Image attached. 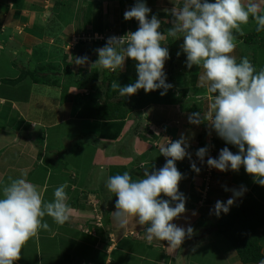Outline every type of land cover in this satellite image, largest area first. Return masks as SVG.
Masks as SVG:
<instances>
[{
  "label": "rangeland",
  "instance_id": "1",
  "mask_svg": "<svg viewBox=\"0 0 264 264\" xmlns=\"http://www.w3.org/2000/svg\"><path fill=\"white\" fill-rule=\"evenodd\" d=\"M136 2L137 0H50V4H48V7L43 13V15L47 16V20L50 15V21L48 20L50 23L45 26L49 27L41 28L46 35L48 32L50 36L49 40H43V43H41L40 40L22 42L17 52H14L15 50L13 48L9 53L5 52L0 58V79L1 77L8 79L18 78L23 67L30 70L34 67L36 68L38 65L42 67L48 65V62L42 65L40 64V55L49 54L50 59H54L55 65L61 70L62 76L56 74L52 75L54 79L59 80L60 87L50 86V94H47L49 87L43 84V82L37 83L39 87L37 84H34L36 88H32V90L29 91L31 76L24 79V81L10 83V85L0 84V97L3 96L9 101H16L11 102L13 108L8 102L2 107L5 109L4 113H2L4 117L12 112L10 109L14 111L11 113V116H13L16 111L20 112L21 109H28L27 113L23 116V120L20 122H14L12 124L11 121H8V132L13 133V137L16 134L18 138L12 145H6L7 147H4V150L0 154L2 155L1 158L4 160L16 161L17 164L18 161L21 160L26 166L27 163H29V159L33 160L34 158L39 161V159L42 160V156H44V160L49 161L50 164H56V161H59L61 163L58 167L60 171L62 169L64 170L65 167L70 169V175L68 176L70 183H68L69 185L66 188L68 197L66 203L70 208L81 210L82 213H84L76 218H81V220L85 221L84 224L83 221L80 222L83 224H81L82 228L85 227L86 231H91L92 233H94V228L98 229L96 226L97 224L100 225L102 221L99 220L102 219L101 215L103 211L105 212L104 216L106 222L111 221L110 224L114 227V221L110 219L111 212L107 210V205H109V203L112 204L113 210L117 198L106 188L108 178L116 174H123L127 171L132 174L135 180L137 179V175L143 174L141 167L137 171L134 169L139 160V158H135L133 153L134 149L132 148L136 145L135 143L137 141L135 138L137 137L129 128L128 131L124 132V136L117 143H106L103 140L104 143L102 142L101 145L96 147L98 138L95 135L96 129L93 126L94 122L90 121V123H87L81 120L79 124L83 123L79 128L82 130L80 135L82 141L79 140L77 142L80 145H82V142H85L83 144L86 145L85 147L81 146L77 149V142H74L72 139L70 142L69 138L70 130H75L76 128L72 125L73 121L65 120L70 115H74V110L75 112L77 111V105L84 96L83 92L84 94L88 93L93 83L102 82L107 73L113 72L112 70L102 69L96 66L92 67V64L98 59V54L95 50L105 46L107 39L112 36L120 37L126 35L128 32L137 30V28H134L129 31L128 23L132 24V22L131 20L124 19L125 11L133 7ZM143 2L151 9V12L148 14V19H151L152 15H156L161 21V28L159 30L165 33V39L161 41L162 46L165 45L169 51L170 44L172 45L169 58L165 62L164 72L166 73L171 68H174L172 74L174 76L175 87L188 85L190 88L187 103L185 102L182 107H166L168 111H171L169 114L171 122L169 121L168 125H179L178 130L180 128L181 136H184L189 145L188 148H190V150L188 149L187 151L195 155L198 150L192 149L190 143L192 142L193 145L195 144V146H197L196 136L201 131L203 135H200V138L204 142L202 143L200 142L201 140H198V147H207L208 153L204 157L203 162L196 156L200 167L202 166L200 168L198 180H193L192 184L186 186L189 200H192L191 203L194 206L193 208L198 211L199 217L190 225L193 229L191 236L187 237L180 247L175 248L173 258L169 259V257L166 256L168 251L165 250L162 245L157 247L150 246L148 245L149 243H146L145 232L141 231L142 229L139 228L140 226L137 225L134 218L135 226L132 231L123 232L124 236L121 238L122 242L120 243L118 251L114 253L111 264H161V262H165V264H260L243 263L240 261L235 249L229 242H227L223 236L216 234L217 222L228 217L246 197L247 193L252 190L255 182L254 178L245 172L243 166H241L238 172L232 170L222 172L215 168L208 172L207 168L209 169V167H207V159L209 156L218 158L219 151L224 147H228L233 153H237L239 151L238 148L234 145L227 144L221 139L209 126L207 121H203L198 125L194 124V126L184 131V125L189 122L188 117L191 113L199 112L201 115H204L209 111L213 94L207 93L204 87L198 85V79L202 69L195 65H193L191 69L187 68L186 54L181 47L183 44L182 34L178 33L176 37L167 36V30L172 27V20L174 19L171 10L174 7L177 9L182 7L183 0H157L156 2L153 0H143ZM209 2H215V0H209ZM245 2H247V0H245ZM254 2L261 5V11L262 14H264V0H254ZM40 25H42V23ZM40 25H37L36 28L41 31ZM254 25V20L250 18L249 23L241 27L242 30H248ZM6 27L7 26L3 25L0 29V33L9 26ZM18 30L19 32L17 33H23L24 26L21 25V28L19 27ZM35 32L38 33V31ZM35 35L40 37L39 34ZM23 36L24 34H22V39L24 38ZM0 40H2V45L4 47L13 45L16 41H20L17 36L15 40L8 36L0 38ZM81 42L83 44H80ZM30 43L33 45H29ZM236 44L237 47L232 55L236 57L237 62H239L242 57H247L251 63L257 66V70L264 68V38L257 42L259 45L257 56L253 51L254 45V47L246 46L244 43L240 42H236ZM71 51L72 54H70ZM177 53H180L179 58ZM65 54L69 55V59L67 58L66 61ZM85 56L88 57V62L84 65H76L74 63L75 58ZM71 60L73 62L71 66L69 67L68 65L66 67V62ZM135 65L136 62L128 58L125 61L122 71H125L127 68L135 70ZM196 70L198 71L197 73ZM193 71H195L194 73L196 75L192 74ZM46 72L45 69L43 70V68H40L36 71L35 77H41L42 74ZM50 76L51 75H48L47 77L50 78ZM61 92H63V95H61ZM52 94L54 96L51 97ZM73 107H75V109H73ZM164 108L165 107L162 106L161 110ZM181 110L184 116L181 119H177V117L180 116L179 114L182 113ZM31 115H33L32 118L35 117L36 119H30ZM133 115L132 117L135 119L137 115ZM64 117L66 118L64 119ZM133 118L127 122V127L136 129L138 123H136V119L134 120ZM11 120L13 119L11 118ZM1 124L2 122H0V126ZM155 126L157 125L155 124ZM138 130H141V127ZM160 131H164L166 134L165 127L161 126ZM187 133L189 139L187 138ZM12 136H5L1 143H11L13 139ZM84 139L86 141H84ZM171 141L173 140L171 139ZM73 144H75L74 149ZM153 152L151 158L155 161L159 160V162L155 166H151V168L147 166L150 172L160 169L166 163V158L160 155L158 149H154ZM109 155L111 156L109 157ZM192 157L194 156L191 155V160H189L186 156L182 161L176 162V167L183 176L180 182L192 176L191 172H189L190 167H186L184 163L188 162L191 164L193 162ZM92 160H96L93 165ZM98 160L100 162H112V164H110V167H95L94 165L99 164L96 163ZM26 166H24L23 169H26ZM132 170L134 171L133 173ZM75 171H77V173H84V175L78 174V177L75 176L73 178V173ZM58 173L57 171L56 176H53L51 179L50 191L47 192L44 202H51L54 198L52 194L56 188H52V185L53 183H55L56 186L60 185L58 184L60 181ZM77 173H75V175ZM39 176H42L41 172H39ZM80 184L82 185L80 191L74 189V186L77 188ZM180 185L179 183V192L184 194V187ZM225 187L229 190L225 191ZM242 187L246 189V191H244L241 197L235 198V203L231 206L229 212L227 214L221 213L220 216L217 217L214 212L215 202L217 200L226 202L229 198L233 197V189L240 190ZM161 198L168 199L163 195ZM186 206L191 205L185 202V207ZM99 217L100 219H98ZM185 217L183 218L184 220H186ZM76 218L75 216H70L69 221L65 222L63 225L55 223L53 219L48 216H45L43 220L47 222L48 225L50 221V229L56 227L60 230V235L57 236L60 243L66 240L65 235L68 236L69 233L75 237L78 236L79 241L76 243L68 241L65 242V245L68 250L72 249V253L76 255L77 252L80 251L81 254L79 258L81 263L86 253L88 255L92 254L93 256V252L91 251L93 248L91 245L93 239L79 232L72 233L69 231V233L64 234V232L68 231V228H70L69 224H76ZM38 233L39 236L37 234L35 237L30 238L25 244L26 248L24 251L28 253L29 262L31 261V264L36 263L37 252L35 249L40 247L45 248V253L42 251V256L46 264H49L50 260L56 261V263L59 262L61 257L58 254L54 253L53 256H48L46 249L47 230L40 229ZM87 234L89 233L87 232ZM110 240L111 238L105 239L103 243L108 245ZM130 251H132L133 254ZM38 253L40 254L39 250ZM149 253H151L152 256L150 257L151 261L143 260L142 257L147 258V254ZM22 260L25 262V258ZM63 263L67 264V262Z\"/></svg>",
  "mask_w": 264,
  "mask_h": 264
},
{
  "label": "clouds",
  "instance_id": "2",
  "mask_svg": "<svg viewBox=\"0 0 264 264\" xmlns=\"http://www.w3.org/2000/svg\"><path fill=\"white\" fill-rule=\"evenodd\" d=\"M151 9L143 0L124 13L125 20L138 21L137 30L124 36H112L105 46L96 49L98 59L92 64L98 68L115 71L122 69L126 59L136 62L137 80L121 87L111 83L113 90L119 89L121 98L130 97L143 89L146 93L164 89L165 95L172 87L166 83L164 66L169 58L167 47L162 46L165 39L161 21L156 15L148 19ZM174 17L167 36L182 34V50L186 54V66L193 65L202 69L198 85L213 94L209 111L204 115L191 113L190 124L207 121L209 126L227 144L238 148L233 153L228 147L219 151L218 158L209 156L207 166L225 172H238L243 166L245 172L254 178V182L264 186V68L257 71L247 57L239 62L232 53L237 47L234 30L243 35L242 25L250 18L256 24V31H264V14L261 5L254 0H183L182 7L171 10ZM180 53H177L179 56ZM88 57L75 58L76 65H84ZM189 147L182 135L160 147V155L166 158L163 167L150 172L141 162L143 174L133 179L125 171L110 176L106 182L108 191L115 195L114 222L119 227L127 225L129 218L143 227L148 242L154 239L167 242L170 248L180 247L193 229L177 226L173 221L186 211L185 197L179 192V183L183 179L176 162L186 156L191 160ZM208 153L202 147L196 156L204 161ZM193 171L200 169L191 163ZM62 184L54 190L53 200L44 202L37 187L25 177L11 179L2 189L0 198V264H15L21 258V250L27 241L35 237L40 229L47 230L45 216L51 217L57 224L63 225L70 219V208ZM225 187V191H228ZM246 191L233 189V197L226 202L217 200L214 212L217 217L227 214ZM168 199H163L161 196ZM174 204V206H173ZM264 264V260L260 261Z\"/></svg>",
  "mask_w": 264,
  "mask_h": 264
},
{
  "label": "crops",
  "instance_id": "3",
  "mask_svg": "<svg viewBox=\"0 0 264 264\" xmlns=\"http://www.w3.org/2000/svg\"><path fill=\"white\" fill-rule=\"evenodd\" d=\"M48 4H50V0H0V29L2 28L3 25H5L7 27L9 26L8 28L6 27L7 29L2 30V32L0 33V38H4V37L8 36L9 38L12 37L15 40V37L17 36L18 40H20V41H16L13 45H9L7 47H4L2 45V40H0V58L2 55H4L5 52L9 53V51L12 50L13 48L15 50L14 52H17L18 47H21L22 42H26V41L32 42L33 40H35V41L40 40L41 43H43L42 42L43 40H45V41L49 40L50 36L48 35V32L46 35L45 32L42 31V29H41V28H48L49 27V26L48 27H45V26L48 23H50L49 22L50 21V15L48 16L49 21L47 20V16L43 15L44 11L48 7ZM41 23H42V25H40ZM21 25L24 26L23 33L22 32L17 33V32H19L18 29H19V27L21 28ZM37 25H40L41 31L36 28ZM35 31H38V33H36ZM22 34H24L23 39H22ZM35 34H39L40 37H37ZM29 45H33V44L30 43ZM34 84H37V83H35L30 78L29 91H31L32 88H36V85L34 87ZM37 86L39 87L38 84H37ZM48 87L49 88H48L47 94H50V85H48ZM59 87L60 86H58L57 88H59ZM61 93H62L61 95H63V92H61ZM52 96H54V95L52 94L51 97ZM58 96H59V93H58ZM14 100H17V99H14ZM27 100H26V103H27ZM7 102L11 104V102H16V101H9L8 99H6L3 96L0 97V108H1L0 122H2V124L0 126V153L4 150V147H7L6 145H12L13 143L16 142V139L18 138L16 134L13 137L12 136L13 133L8 132V129H7L8 121H11L12 124L14 122H20L21 120H23V116L28 111V109H21L20 112H17L15 110L16 111L15 114L13 116H11V113H13L14 111H13V109H10L12 112L8 116L4 117L3 116L4 114L2 115V113H4L5 109H3L2 107H4ZM161 107L162 106H160V107L152 106V107H148V108L138 110L137 112L134 113V115H137V117L135 118L136 120L132 117L133 114L131 116H128V118L125 121V125L122 129L120 136L118 137V139H115V140L102 138L101 134H100L101 122L94 120L93 126L96 129L95 135L98 138V143H96V147L101 145L103 140L106 143H112V142L117 143L124 136V132L128 131L130 128V131L132 133L134 132V134H136V137H137V138H135V140L137 141L135 143L136 145H134L132 148L134 149L133 153L135 155V158L136 159L139 158V160H138L136 167L134 169L137 171L140 168L141 162H143L145 166H149L150 168H151V166H155L159 162V160L155 161L154 159L151 158L152 157L151 154L154 153L153 150L158 149L160 151V147L165 145L166 143H168V139H170V140L172 139L173 141H175V140H178L181 138L180 128L178 130L179 125H177V124L176 125H168L169 121L171 122V118L169 116L171 111H168L166 109V106H164L165 108L163 110H161ZM12 108H13V105H12ZM73 109H75V107H73ZM15 115H16V117H15ZM179 115L180 116L177 117V119H181L184 116L182 113H180ZM32 116L33 115H31L30 119H36L35 117L32 118ZM11 118L13 120H11ZM65 118L66 117H64V119ZM131 118H133L135 120V122L138 123V127L136 129H133V127H127V125H128L127 122H129V120ZM156 119H161V122H158V120H156ZM134 120H133V122H134ZM65 121H71V122L73 121L72 125H73V127L76 128L75 130H70V134H69L70 142H71V139L74 140V142L81 140L82 138L80 139V135H81L82 130L79 127L81 126V124L83 122L81 124H79L81 122V119L77 118L75 110H74V115H70L69 117L66 118ZM154 123L157 126H155ZM161 126L166 128V134L164 132L165 130L160 131ZM191 126H194V124H190L189 122L185 123L184 131L186 129L188 130V128H190ZM140 127H141V130H138ZM11 131H12V129H11ZM8 133H9V135H8ZM137 133H138V135H137ZM200 133H201V131H200ZM200 133L197 134V136H196L197 146H195V144L193 145L192 142L190 143L192 145L191 146L192 149H196V150L200 149L198 147V145H199L198 140H201ZM5 136H12L13 137L11 143H9V144H7L6 142L1 143L3 141V139L5 138ZM19 138H20V136H19ZM187 138H188V133H187ZM84 141H86V140L84 139ZM83 143H85V142H82V145H80L77 142L76 148L79 149L81 146L85 147L86 144H83ZM74 148H75V144H73V149ZM138 148H139V150H138ZM188 149L190 150V148H187V150ZM191 155L194 156V157H192L193 162H195L196 166L200 169L202 166L200 167L198 158L196 157L195 154H191ZM110 156L111 155H109V157ZM1 157H2V155L0 154V198H3V194H2L3 187L8 185L11 182V179L25 177L29 182H31L32 184H34L37 187L38 191L40 192V194L42 196L43 201L45 200V198L47 196L46 195L47 192L50 191L51 179L53 176H56L57 171L59 172L58 174L60 177V181L58 182V184L62 185V184L66 183L68 186L69 185L68 183H70V179L68 180V176L70 175V172H69L70 169H67L65 167L66 170L62 169L60 171V168H58V167L61 165V163L59 161H56V164H52V163L50 164V162L44 160V156H42V160L39 159V161L35 160L34 158H33V160L29 159L28 160L29 163H27V166H26L24 163L21 162V160H19L18 164H17L16 161L14 162V161L4 160ZM36 158H38V157H36ZM95 161L92 160V165ZM96 163H99V164L94 165V166L95 167L98 166L99 168L110 167V164H112V162H106V161L100 162L99 160ZM184 163L186 164V167H190L189 172H191L192 176H189L188 178H186L182 182H180V184H181L180 186L184 187L185 192H184V194L183 193L182 194L185 197V202H188L191 206H186L185 207L186 211L183 214H181L178 218H176L173 221V223H175L177 226H180L183 228L186 227L185 229H187V226L189 227L191 224H193L194 220L197 217H199V215L197 213L198 211L193 208L194 206L191 203L192 200H189V196H188L189 194H187L188 190L186 189V186L192 184L193 180H195V181L198 180V175L200 172L197 173V172L193 171L190 163H188V162H184ZM24 166H26V169H23ZM141 170L143 172L144 169H141ZM39 172H41L42 176H39ZM133 172L134 171L132 170V173ZM75 173H77V171H75L73 173V175H74L73 178L75 176L78 177L77 176L78 174H82V176L84 175V173H77L76 175H75ZM131 176H132V174H131ZM140 176H141V174L137 175L136 177L139 178ZM59 186H56L55 183H53L52 188H57ZM81 186H82L81 184L77 188L74 186V189H77L80 191L82 189ZM188 187H190V186H188ZM65 191H66V189H65ZM112 208H113L112 204L109 203V205H107V210H109L111 212V214H110L111 218L110 219H112L114 221L113 212L115 211V206H114L113 210H112ZM80 214H84V213H82L81 210H78L75 208H70V213H69L70 216H75V218H76V217H80L81 216ZM85 214H87V213H85ZM104 214H105V212L103 211V214L101 215L102 219H100V217L98 218V219H100L99 221L102 220L103 222L101 221L100 225L97 224L96 227L98 229L94 228V233H92L91 231H86L85 227L82 228V225L84 224L85 221L81 220V218L80 219L76 218L75 219L77 221V222H75L76 224L75 225L69 224L70 228H68V231L64 232V234L69 233V231L72 233L79 232V233H81L85 236H89L93 239L92 243H91V245L93 247L91 249V251L93 252V256H92V254L88 255L86 253V255H84L83 261L81 262L82 264H105V263L111 264L112 263V257L114 255V253L116 251H118L120 243L122 242L121 238L124 236L123 232L124 233H126L127 231L130 232L133 230V228L135 226L134 218H129V221H128L126 226L119 227L114 222V227H113L112 224H110L111 221L106 222V218H105ZM184 217L186 218V220L183 219ZM82 221H83V224L80 223ZM143 227H146V226H143ZM143 227L142 226L139 227L142 229L141 231H144ZM87 232L89 234H87ZM58 235H60V230H58V228H56V227H52V229H50V221H49V228L47 229V248H46L47 253H48V256H53V254L56 253L61 257L59 262L56 263V261L50 260L49 264H64L63 262H67V264H81L80 258H79L80 254H81L80 251H78L77 255H76L75 253H72V249L68 250L66 248V245H65V242H68V241L74 242V243L79 241L78 236L75 237L69 233L68 236L65 235L66 240H64L63 243H60V240H58V238H57ZM38 236H39V233H38ZM108 238H111V240H110V243L108 245H106L103 243V240L108 239ZM146 243H149L148 245H150V246H157V247L162 245V247L168 251L166 256L169 257V259L173 258V256H174L173 254L175 253V249L170 248L168 246L167 242H163V241H159V240L154 239L152 242L147 241ZM29 244H30V242H29ZM25 248H26V246L24 245L22 248V251H21L22 257H21V259H19V261H16L15 264H31V261L29 262V260H28L27 251H24ZM38 250H39L41 256L38 253ZM126 250H128V249H126ZM35 251L37 252V256H36L37 261L34 264H46L44 262V258L42 256V251L45 253V248L40 247L38 249H35ZM130 252L133 254L132 251H130ZM158 256H160V255H158ZM150 257H152L151 253L147 254V258H145V257H142V258H143V260L151 261ZM23 258H25V262L22 260ZM161 264H165V262H161Z\"/></svg>",
  "mask_w": 264,
  "mask_h": 264
},
{
  "label": "trees",
  "instance_id": "4",
  "mask_svg": "<svg viewBox=\"0 0 264 264\" xmlns=\"http://www.w3.org/2000/svg\"><path fill=\"white\" fill-rule=\"evenodd\" d=\"M153 1L156 2L157 0ZM131 22L132 24L128 23L129 31L138 25V21L135 19H132ZM243 32L244 34L240 35L239 32L234 30L235 41L244 43L246 46L254 45L253 51L256 55L259 50L257 42L260 39L263 40L264 31L257 32L255 24L252 28L243 30ZM80 44L83 43L81 42ZM163 46L165 47V45ZM171 49L172 45L170 44L169 52ZM70 54H72V51ZM40 57L41 65L47 62L49 64L44 67L38 65L36 68L34 67L30 70L23 67L18 78L8 79L2 77L0 84L10 85V83H16L31 76L30 78L35 83L43 82L46 86L58 87L59 80L54 79L52 75L62 76L61 70L55 65L54 59H50L49 54L40 55ZM67 58L69 59V55L65 54V61ZM72 63V60L66 62V67L68 65L70 67ZM252 65L255 68L257 67L253 63ZM40 68L45 69L47 72L43 73L41 77H35L36 71ZM173 69L171 68L165 73L166 83L172 85L165 95L160 94L164 89H158L149 93L141 89L130 97L121 98L119 96V89L113 90L111 83L115 81L123 87L134 83L138 76L136 69L127 68L125 71H122V69L117 68L115 71L107 73L102 82L93 83L88 93L84 94L83 92V99L77 105L76 116L87 123L94 120L100 121L101 137L112 140L118 139L128 116H131L138 110L152 106L182 107L185 102L187 103L190 88L188 85L175 87L174 76L172 74ZM194 72L192 74L196 75ZM48 75H51L50 78L47 77ZM156 120L161 122V119ZM200 135L203 134L201 133ZM200 142L203 143L204 141L201 140ZM216 234L223 236L229 242L243 263H260L261 260H264V186L255 183L252 190L247 193L246 197L228 217L217 222Z\"/></svg>",
  "mask_w": 264,
  "mask_h": 264
},
{
  "label": "built area",
  "instance_id": "5",
  "mask_svg": "<svg viewBox=\"0 0 264 264\" xmlns=\"http://www.w3.org/2000/svg\"><path fill=\"white\" fill-rule=\"evenodd\" d=\"M207 167H208V166H207ZM212 169H213V168H209V169L207 168V171L209 172V171H211ZM206 179H207V178H206Z\"/></svg>",
  "mask_w": 264,
  "mask_h": 264
}]
</instances>
